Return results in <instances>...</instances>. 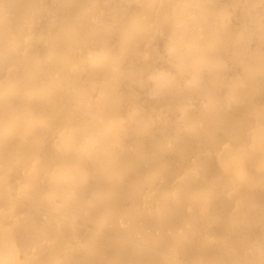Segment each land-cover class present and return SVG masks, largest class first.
<instances>
[{"label":"bare ground","instance_id":"6f19581e","mask_svg":"<svg viewBox=\"0 0 264 264\" xmlns=\"http://www.w3.org/2000/svg\"><path fill=\"white\" fill-rule=\"evenodd\" d=\"M129 2L0 0V264H264V0Z\"/></svg>","mask_w":264,"mask_h":264},{"label":"clouds","instance_id":"9594fccd","mask_svg":"<svg viewBox=\"0 0 264 264\" xmlns=\"http://www.w3.org/2000/svg\"><path fill=\"white\" fill-rule=\"evenodd\" d=\"M164 54L167 57L169 63L168 67L157 68L149 77V81L153 86V89L159 88L162 81H166L167 86H171L178 79L185 76L187 69L183 64L182 56L178 47V43L174 42L173 38H170L163 48ZM202 85H193L191 82H186L185 89L193 92H199ZM192 105H186L183 109L184 112L191 110Z\"/></svg>","mask_w":264,"mask_h":264},{"label":"rangeland","instance_id":"374dc122","mask_svg":"<svg viewBox=\"0 0 264 264\" xmlns=\"http://www.w3.org/2000/svg\"><path fill=\"white\" fill-rule=\"evenodd\" d=\"M101 9H91V21H97V20H104L109 23H112V25H115L117 27H121V23H117V20L120 19H110L109 15L115 13L116 11L120 13H127L126 16L123 18H127L129 12H131L134 9V5L129 2V0H99ZM223 4L227 3V0H221ZM159 7H157L158 9ZM57 13V12H56ZM58 20V19H57ZM51 29L50 31H52ZM54 34V32H52ZM168 36V33H167ZM27 40V39H26ZM160 52L164 53L163 47H161ZM166 67V65L162 62H160L157 65V68Z\"/></svg>","mask_w":264,"mask_h":264}]
</instances>
